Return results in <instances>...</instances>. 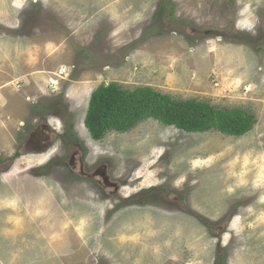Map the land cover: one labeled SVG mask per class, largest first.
<instances>
[{"label": "rangeland", "instance_id": "1", "mask_svg": "<svg viewBox=\"0 0 264 264\" xmlns=\"http://www.w3.org/2000/svg\"><path fill=\"white\" fill-rule=\"evenodd\" d=\"M103 86L253 125L235 137L146 119L93 140L84 120ZM38 128L57 129L48 152L25 147ZM69 136L113 169L110 199L50 179ZM2 172L0 264H264V0H0ZM41 181L74 227L68 251L29 202Z\"/></svg>", "mask_w": 264, "mask_h": 264}, {"label": "trees", "instance_id": "2", "mask_svg": "<svg viewBox=\"0 0 264 264\" xmlns=\"http://www.w3.org/2000/svg\"><path fill=\"white\" fill-rule=\"evenodd\" d=\"M146 119L158 120L185 133L215 129L235 137L244 135L253 125L246 111L179 101L152 89L126 92L116 86H103L91 94L84 126L93 140H100L109 132H127Z\"/></svg>", "mask_w": 264, "mask_h": 264}, {"label": "flooded vegetation", "instance_id": "3", "mask_svg": "<svg viewBox=\"0 0 264 264\" xmlns=\"http://www.w3.org/2000/svg\"><path fill=\"white\" fill-rule=\"evenodd\" d=\"M59 121L61 122L60 119ZM67 128L68 129L65 133L67 132L66 134H70L69 127ZM61 129L63 130V122ZM56 130V128H53L52 131L46 128H38L36 133L34 132V134H31V137L25 142V147L28 146L33 150L48 152L50 147L54 145L51 138L52 135H55ZM68 138L70 139L65 145V151H69V145L73 146L72 150L69 152V156L64 159L54 157L46 165L47 167H50L51 164L54 165L49 170L51 173L50 179L55 182L56 185H59L65 192H80L89 194L96 191L99 194L100 190H103L102 192L105 193L108 191L106 193L108 195L107 199H110L109 194H115L118 191V183L116 182L117 179L114 176V173H112L113 169L111 166V171L107 172L106 167L108 165L105 164V166H103L104 164L99 163L100 160L97 161L95 159L96 161L90 162L89 153L83 149L80 143L77 144L74 142L70 136ZM54 161L56 164L53 163ZM1 174H3V172L0 173V175Z\"/></svg>", "mask_w": 264, "mask_h": 264}, {"label": "crops", "instance_id": "4", "mask_svg": "<svg viewBox=\"0 0 264 264\" xmlns=\"http://www.w3.org/2000/svg\"><path fill=\"white\" fill-rule=\"evenodd\" d=\"M41 183H43V182L41 181ZM40 187H42V188H39L35 191L34 200L32 201V199H30L31 198V196H30L29 202L30 203L35 202L36 205L40 204L42 209L39 211H42L45 213L50 212V214L45 219L46 221H44V224H45L44 227H46L45 229H49V227H51L53 229L56 228L59 231L61 230V237L59 238V239H61L62 238V232L65 233L64 231H66L67 229H68L67 232H69V230L71 232V230H72L71 227H73V226L70 223H68L67 221L61 219L60 215L62 214V216H64V211L62 210V208L58 207L59 205L56 206V204L55 205L53 204V201H54L53 197L45 189L44 183ZM59 217H60V220H58ZM69 242H70V240L65 239L64 236L61 240H58L59 245L62 246V248H61L62 251L67 249V247L70 245ZM52 243L55 244V242H52ZM67 251H68V249H67Z\"/></svg>", "mask_w": 264, "mask_h": 264}, {"label": "built area", "instance_id": "5", "mask_svg": "<svg viewBox=\"0 0 264 264\" xmlns=\"http://www.w3.org/2000/svg\"><path fill=\"white\" fill-rule=\"evenodd\" d=\"M60 73H61V71L57 75L54 76L55 77L54 80H50L49 81V86L50 87H55V85L57 84L56 80H60V78H61Z\"/></svg>", "mask_w": 264, "mask_h": 264}]
</instances>
